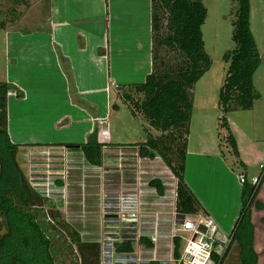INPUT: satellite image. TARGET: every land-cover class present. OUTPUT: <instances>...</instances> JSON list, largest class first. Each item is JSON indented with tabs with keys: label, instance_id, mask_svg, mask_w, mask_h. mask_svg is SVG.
<instances>
[{
	"label": "rangeland",
	"instance_id": "1",
	"mask_svg": "<svg viewBox=\"0 0 264 264\" xmlns=\"http://www.w3.org/2000/svg\"><path fill=\"white\" fill-rule=\"evenodd\" d=\"M203 2L208 9L207 18L203 25V35L205 49L211 57L212 66L193 88L194 110L189 135V148L195 151L220 154V158L236 171L246 169L251 175H259L263 171L264 165V0H251V27L262 58L261 65L254 75V84L261 95L255 102L253 109L241 110L238 111L241 114L234 115L249 117L246 126H242L243 118H240L241 123L238 128H235L230 122L231 133L237 143V154L231 144L226 141L229 132L220 126L222 111L219 104V92L228 68L224 55L235 47L233 21L236 18L238 4L237 0H203ZM0 8L3 11L0 13V20L6 19L8 23L6 30H0V80H7L5 77L10 71L16 74L17 79H20L18 74L19 61L20 57L25 54L23 52L32 51L33 53L38 50L34 45L30 46L27 38L37 40L43 34L46 35L48 41L50 39L47 32L50 30L51 0H0ZM28 32L30 36L27 35V37L26 33ZM10 64L11 68H9ZM47 65L50 67V63ZM16 67L18 71H15L14 68ZM38 72H40L38 76L45 74L50 77L52 74L51 70L43 72L39 70ZM37 73L34 74L36 78ZM33 82L36 83L34 80ZM8 83L14 87L8 94L9 102L11 103V98L18 100L16 106H9L10 113L12 112L15 117L13 124L17 123L18 126H23V135L28 140L31 141L33 136H37L40 129L51 135V125L55 119H61L59 128L71 123V116L63 118V112L47 113L43 108L36 110L32 105H29L32 97L34 98V92L37 90L34 83L24 82V86L19 82L8 81ZM115 87L114 81V84L110 85L111 92L116 90ZM134 99L135 101L139 99L138 94L134 96ZM116 100L115 96L112 95V103ZM116 102L120 108L113 109L111 107L110 109L109 106L111 113L103 120L101 138H105L111 144L121 142L120 140L138 141L139 136H142V139L146 138L145 130L149 124L144 116L141 113L134 116L127 102L123 99ZM228 114L226 115L227 120ZM16 118L17 121H15ZM91 121L94 122V119L87 118L85 123L80 125L82 128L76 130L78 134L71 136V139L78 142L84 140L90 131L92 133ZM87 124H90L89 129H86ZM150 129L153 134L162 133L151 127ZM53 134L56 136L55 139H63L60 136L67 135L65 129ZM19 136L21 135L19 134ZM135 144V142L127 144L130 146L126 148L128 151V154L124 155L126 158L121 156L119 158V154L116 156L114 151L118 150L111 152L107 149L106 153L108 154L100 166L89 164L80 150H68L67 148H22L18 158L20 166L31 183L55 202L58 209L64 213L66 220L80 231L84 240L99 241L103 244L104 251L109 248L108 244L105 243L107 241L106 233L118 227L117 223L112 222L115 221V217L112 219L110 213L107 214L103 210L106 204L104 201L106 195L109 197L111 195H125L136 188L140 194L139 199L143 202L144 197H146L148 203L142 205L141 215L147 212L150 216L161 217L168 215L170 210L174 212L176 209V177L162 157L157 156L156 161L144 159L138 155L136 149L132 148V146H137ZM210 161L212 166L205 175V182L203 179L199 181V174L194 173L191 176L192 184L196 187L199 186L198 192L203 196L206 192H204L203 186H206V190L210 189L206 195L209 202L226 204L231 211L237 185L234 183L231 174H223L226 170L222 164L216 163L218 159L213 158ZM154 177H160L159 179L163 181L166 187L165 195L168 197L161 200L169 201L170 206L166 207L164 204L161 206L151 205L150 201L155 196L152 197L149 191L153 189L154 192H157L149 184ZM200 182L201 185H199ZM259 199H263L264 202V187H261ZM182 218H175L177 222L175 221L173 224L171 222L169 225L163 223L152 228L151 234L160 237L157 246L162 259L168 260L171 257L176 259L172 237L174 234L184 235L180 237L181 255L183 253L186 243L184 237L188 236L189 232L178 229ZM253 218L256 223L255 247L259 252V264H264V209L254 210ZM233 225L234 223H229L227 231H225L229 240V233ZM133 234H136V231H133ZM161 234L165 236L161 238ZM142 246L141 244V248ZM108 260L102 254L101 264H106ZM224 264H240L236 249L231 250Z\"/></svg>",
	"mask_w": 264,
	"mask_h": 264
},
{
	"label": "trees",
	"instance_id": "2",
	"mask_svg": "<svg viewBox=\"0 0 264 264\" xmlns=\"http://www.w3.org/2000/svg\"><path fill=\"white\" fill-rule=\"evenodd\" d=\"M237 4L233 21L235 47L224 55L228 68L219 92L220 126L229 132L226 141L236 154L237 143L226 115L254 108L260 98L254 75L262 62L251 28V0H237ZM207 14L203 0H152V71L145 81L124 88L122 97L132 113H141L149 124L145 141L135 144L139 155L151 160L162 157L176 177L178 215H206L186 182L185 172L194 110L193 88L212 66L203 35ZM7 24L6 19H1L0 30H6ZM12 89L13 85L0 80V264H101L102 244L84 240L20 166L21 145L12 141L8 131V94ZM137 94L139 99L135 101ZM150 127L162 133L153 134ZM108 144L100 142L98 131L94 130L80 148L89 164L100 166L103 146ZM258 177L256 184L249 179L243 184L239 216L223 252L212 253L214 264H224L233 249L240 264H259L253 213L264 209V202L259 199L264 168ZM149 184L159 195L165 193L161 179L154 178ZM140 243L148 248L154 246L146 236L141 237ZM114 247L121 256L136 252L132 240L120 241ZM180 255L181 239L175 237L174 256Z\"/></svg>",
	"mask_w": 264,
	"mask_h": 264
},
{
	"label": "crops",
	"instance_id": "3",
	"mask_svg": "<svg viewBox=\"0 0 264 264\" xmlns=\"http://www.w3.org/2000/svg\"><path fill=\"white\" fill-rule=\"evenodd\" d=\"M151 16L152 0H51L50 30L46 31L47 35H50L49 41L46 35L41 34V37L33 40L27 36L29 32L26 33L30 46L34 45L38 50H33V53L32 51L23 52L25 54L20 57L19 61L18 74L20 79H17L16 74L11 73L9 69L10 72L5 77L7 80L1 81L19 82L21 85L24 82L34 83L33 80L36 81L34 84L37 90L34 92V98L32 97L29 105H32L36 110L43 108L47 113L63 112V118L71 116V123L59 128L61 119H55L51 125V135L40 129L38 135L33 136L30 141L23 135V126H18L17 123L13 124L15 117L12 112L10 113L9 106H16L18 100L11 98L10 103V97H8V131L12 141L20 144L21 149L67 148L82 152L80 145L87 141L91 131L89 134L87 133L88 136L84 140L78 142L71 139V136L78 134L76 130L82 128L80 125H83L88 118L94 119V122L91 121L94 129L91 130L98 131L99 141L107 142L105 138H101L103 132L101 129L104 118L111 113L109 106L110 109L111 107L113 109L120 108L116 101L123 99V91L129 85L145 81L152 71ZM47 63H50V67ZM11 67L10 64L9 68ZM14 69L18 71L17 67ZM39 70L41 72L51 70L52 74L50 77L45 74L38 76ZM35 73H37V78L34 77ZM114 81L116 90L112 89L111 92L110 85L112 86ZM28 87L30 86L28 85ZM112 95L117 99L114 103H112ZM238 111L241 110L231 111L228 114L229 125L231 122L235 128L240 125V118L244 119L242 126H246L249 119L245 115L238 116L241 114ZM235 114L238 115L234 116ZM20 122L22 121L20 120ZM90 124H87L86 129L90 128ZM63 129L67 135L60 136L63 139H55L56 136L53 133ZM120 141L113 144L107 142L110 145L103 146L104 157L108 154L106 150L109 149L111 152L118 150L114 151L116 152L115 155L119 154V158L120 156L126 158L124 157L128 154L126 148L130 146L127 144L139 143L145 141V138L142 139V136H139L138 141ZM132 148L136 149L135 151L138 153V146H132ZM212 153L195 151L190 149L188 144L185 179L203 205L206 216L212 217L219 225L221 233L226 235L225 231H227L228 224H235L242 207L243 185L239 182L238 175L244 172L251 181L258 174L251 175L246 169L236 171L220 158V154ZM213 158L218 159L216 163L222 164L226 170L223 174H231L234 183L237 185L231 211L226 204L209 202L206 195L210 189L206 190V186H203L204 192L206 191L203 196L198 192L199 186L196 187L192 184L191 176L194 173L199 174V181L203 179L205 182V175L212 166L210 160ZM152 161H156V158ZM262 187H264V183ZM149 192L152 197L155 196L150 201L151 205L161 206L164 204L166 207L170 206L169 201L161 200L167 198L168 195L165 193L157 195L158 192H154L153 189ZM144 204H148L146 197L143 200ZM169 212L168 215L161 217L150 216L145 212L141 215L139 232L150 238L148 235L153 232L152 228L155 225L175 223L174 212L172 211L170 214ZM163 236L165 235L161 234V238ZM158 250L157 245L152 248L142 246L140 255L145 260L153 261L154 257L159 261L166 260L160 257ZM154 263L158 264V261Z\"/></svg>",
	"mask_w": 264,
	"mask_h": 264
},
{
	"label": "built area",
	"instance_id": "4",
	"mask_svg": "<svg viewBox=\"0 0 264 264\" xmlns=\"http://www.w3.org/2000/svg\"><path fill=\"white\" fill-rule=\"evenodd\" d=\"M264 168V165H263ZM239 182L243 185L247 180V175L242 172L238 175ZM253 184L259 182L258 175L252 178ZM177 196V192L175 191ZM139 192L137 189H133L130 193L125 195H111L105 196L104 211L110 213L113 223H117L118 227L115 230H110L106 233L105 243L108 244V249L103 251V256L109 260L106 264H214L212 260V253L216 252L221 254L229 242V238L221 233L220 227L217 222L210 216L203 214L199 215H183L181 217V223L178 229L183 232H189L188 236H185V247L182 255L179 258L166 259L159 261L154 257L152 260H145L140 255L141 243L140 239L144 234L139 232V225L141 221L140 209L143 205L141 199H139ZM175 218H179L177 211H174ZM174 218V219H175ZM177 222V219H175ZM136 231V234H133ZM151 241L156 247L159 236L155 234H149ZM182 234H174L172 237H182ZM125 240H132L136 244V252L133 255H120L115 251V243ZM103 246V244H102ZM175 260V261H174Z\"/></svg>",
	"mask_w": 264,
	"mask_h": 264
}]
</instances>
